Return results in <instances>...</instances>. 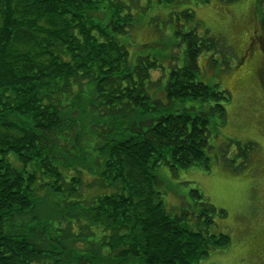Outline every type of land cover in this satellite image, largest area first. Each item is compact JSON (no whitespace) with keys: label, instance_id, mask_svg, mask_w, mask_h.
<instances>
[{"label":"trees","instance_id":"16d2710c","mask_svg":"<svg viewBox=\"0 0 264 264\" xmlns=\"http://www.w3.org/2000/svg\"><path fill=\"white\" fill-rule=\"evenodd\" d=\"M177 20L189 25L177 31L184 64L159 97L160 62L132 63L124 42L129 6L0 0V264H198L229 247L215 221L224 210L170 212L158 189L162 165L210 168L211 125L225 126L229 103L199 77L200 55L220 40L199 34L190 9Z\"/></svg>","mask_w":264,"mask_h":264},{"label":"rangeland","instance_id":"374dc122","mask_svg":"<svg viewBox=\"0 0 264 264\" xmlns=\"http://www.w3.org/2000/svg\"><path fill=\"white\" fill-rule=\"evenodd\" d=\"M119 1L129 6L135 18L129 38L124 39L132 63L139 56H152L163 67L152 72L159 85L152 91L156 89L153 92L159 97L165 93L172 68L184 64L186 43L177 35L179 25L189 28L184 20H177L183 10L194 12L201 36L205 33L220 40V47L203 52L198 59L200 80L217 84L229 96L225 126L214 130L211 125L210 168L162 165L156 171L158 189L170 212L191 207L198 213L203 201L226 212L215 221L219 231L230 235L229 247L213 251L198 264H264V0L229 4L182 0L174 5L157 0ZM177 103L181 109L199 106L195 101ZM252 148L257 152L245 165ZM91 176L86 171L81 178L91 185ZM86 193L96 192L86 189Z\"/></svg>","mask_w":264,"mask_h":264},{"label":"flooded vegetation","instance_id":"af4514ba","mask_svg":"<svg viewBox=\"0 0 264 264\" xmlns=\"http://www.w3.org/2000/svg\"><path fill=\"white\" fill-rule=\"evenodd\" d=\"M261 239H262V241H261V242H263V243H264V232L261 234Z\"/></svg>","mask_w":264,"mask_h":264}]
</instances>
